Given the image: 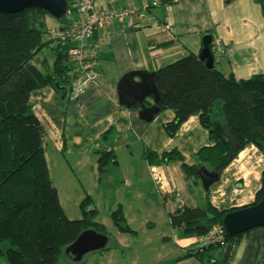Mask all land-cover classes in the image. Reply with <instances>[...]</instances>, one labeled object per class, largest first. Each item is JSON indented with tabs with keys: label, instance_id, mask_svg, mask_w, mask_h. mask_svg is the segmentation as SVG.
Segmentation results:
<instances>
[{
	"label": "crops",
	"instance_id": "0c3cea01",
	"mask_svg": "<svg viewBox=\"0 0 264 264\" xmlns=\"http://www.w3.org/2000/svg\"><path fill=\"white\" fill-rule=\"evenodd\" d=\"M94 1L102 8L147 5L148 12L138 24L114 23L95 31L91 54L97 81L82 93L67 101L50 86L32 93V110L44 129L46 165L62 211L69 219L79 218V202L88 195L90 207L97 211L95 221L106 229L108 248L90 252L82 261L204 264L195 256L182 257L199 244V239L181 236L170 226L168 216L180 205L202 206L204 188L184 178L179 161L154 165L142 154L148 149L160 157L176 150L184 162L193 163L195 153L212 144L208 132L192 115L169 136L163 125L174 118L173 112L163 109L150 121L140 119L139 108L119 103L117 83L127 72H156L187 54L198 56L206 34L222 44L219 54L211 48L213 65L219 72L232 74L236 80L254 74L264 77V10L254 0H170L165 4L161 0ZM47 17V27H53ZM53 60L48 44L32 63L48 72ZM152 104L148 99L146 106ZM99 151L113 152L116 161L100 179L95 153ZM263 168L264 156L254 145H245L209 186L210 204L218 210L251 205L261 188ZM118 205L135 234L117 229L113 236L108 233L113 227L109 215ZM140 222L144 224L141 227ZM127 245L132 250L129 260L124 257ZM211 257L213 264H264V226L225 242ZM0 264H6L5 260L0 258Z\"/></svg>",
	"mask_w": 264,
	"mask_h": 264
},
{
	"label": "trees",
	"instance_id": "16d2710c",
	"mask_svg": "<svg viewBox=\"0 0 264 264\" xmlns=\"http://www.w3.org/2000/svg\"><path fill=\"white\" fill-rule=\"evenodd\" d=\"M264 10V0H254ZM170 0H161L165 4ZM49 16L39 8L15 13H0V258L6 264H62L71 261L64 248L85 229L106 235L103 224L95 221L97 211L85 196L79 202L80 217L65 216L52 185L44 155V129L32 110V93L52 87L62 100H68L74 74L67 60L68 44L53 45L45 39ZM58 27L66 24L63 16ZM212 39L210 46L212 48ZM51 45L54 60L50 71H41L33 63L35 55ZM159 110L169 109L174 118L163 125L172 136L188 117H198L207 130L210 146L201 147L193 163L184 162L176 150L160 157L144 149L143 158L154 165L179 161L186 180L199 183L196 169L222 170L247 144L264 156V77L251 75L236 80L215 66L206 68L197 55L186 56L158 69L155 73ZM227 131L236 145L229 153ZM97 154L98 179L116 163L113 152ZM256 192L258 202L263 193ZM199 207L178 206L169 212L170 226L183 237H203L219 231V240L190 248L182 257L195 256L204 264H213L211 254L222 244L236 241L245 232L228 235L221 230L223 216L238 208L218 210L208 199ZM112 225L122 233L135 234L118 205L111 213ZM200 243V242H199ZM105 247L103 249H107ZM102 249V250H103ZM72 262V261H71ZM76 264H84L82 259Z\"/></svg>",
	"mask_w": 264,
	"mask_h": 264
},
{
	"label": "water",
	"instance_id": "95a60500",
	"mask_svg": "<svg viewBox=\"0 0 264 264\" xmlns=\"http://www.w3.org/2000/svg\"><path fill=\"white\" fill-rule=\"evenodd\" d=\"M66 0H0V13H15L28 8H39L50 17L59 20L65 15ZM211 36L202 37V48L198 54L206 68L213 67V53L210 46ZM156 72L136 70L125 73L117 83L118 101L126 107L139 108L138 115L144 121H150L159 111L156 102L159 90L156 85ZM150 99L152 105L146 106ZM230 143L229 153L234 152L236 145L227 131ZM220 171H207L203 167L196 169L200 184L204 189L218 179ZM264 226V183L261 199L251 205L227 212L221 221L222 230L228 235H235L252 228ZM107 243L106 235L93 229H85L64 248V254L72 262H79L82 257L93 251L102 250Z\"/></svg>",
	"mask_w": 264,
	"mask_h": 264
},
{
	"label": "built area",
	"instance_id": "2783aa9c",
	"mask_svg": "<svg viewBox=\"0 0 264 264\" xmlns=\"http://www.w3.org/2000/svg\"><path fill=\"white\" fill-rule=\"evenodd\" d=\"M66 24L51 27L47 37L53 45L68 44L67 60L72 67L74 79L70 84L68 98H74L97 81V69L91 54V40L100 27L117 24H138L147 15L148 6L100 7L94 0H66ZM155 5V3H154ZM213 53L219 54L223 47L219 41L213 42ZM222 230V228H221ZM223 231V230H222ZM219 231L210 232L199 238L204 245L219 240Z\"/></svg>",
	"mask_w": 264,
	"mask_h": 264
},
{
	"label": "rangeland",
	"instance_id": "374dc122",
	"mask_svg": "<svg viewBox=\"0 0 264 264\" xmlns=\"http://www.w3.org/2000/svg\"><path fill=\"white\" fill-rule=\"evenodd\" d=\"M48 19V24L51 26V24L53 25V27L54 28H57L59 25H58V22L55 20V19H53L52 17H50V16H48L47 17ZM45 20H46V18H45ZM47 25V24H46ZM49 28H51V27H47V29L46 30H48ZM45 38L46 39H48V37H47V31H46V35H45ZM53 174H54V172H53ZM55 177V176H54ZM56 183H57V180H56ZM86 196H88V195H86ZM89 198H90V196H89ZM91 199V198H90ZM92 202V201H91ZM78 208H79V205H78ZM72 218V217H71ZM73 219H75V218H73ZM139 224V223H138ZM138 224H136V225H138ZM135 225V224H134ZM144 224L142 223V222H140V224H139V227H141V226H143ZM157 225V228H158V223L156 224ZM113 226V225H112ZM115 230H116V228L113 226V227H110V229H109V231H108V233L110 234V236H113L114 235V232H115ZM128 245H130V246H132L131 244H128ZM128 245L125 247V249H124V257L127 259V260H129L130 259V257H131V253H132V250L130 251V248L128 247ZM90 253V252H89ZM89 253H87V254H85V257L86 256H88V254ZM77 262H69V264H76Z\"/></svg>",
	"mask_w": 264,
	"mask_h": 264
}]
</instances>
